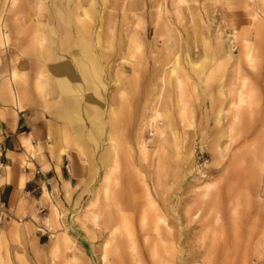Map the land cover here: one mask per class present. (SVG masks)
Wrapping results in <instances>:
<instances>
[{
	"label": "rangeland",
	"instance_id": "1",
	"mask_svg": "<svg viewBox=\"0 0 264 264\" xmlns=\"http://www.w3.org/2000/svg\"><path fill=\"white\" fill-rule=\"evenodd\" d=\"M69 1L100 132L0 264H264V0Z\"/></svg>",
	"mask_w": 264,
	"mask_h": 264
},
{
	"label": "crops",
	"instance_id": "2",
	"mask_svg": "<svg viewBox=\"0 0 264 264\" xmlns=\"http://www.w3.org/2000/svg\"><path fill=\"white\" fill-rule=\"evenodd\" d=\"M70 2L17 0L11 8L0 0V246L16 244V233L34 227V217L49 208L48 198L71 188L63 164L68 149L83 142L85 131L92 142L100 132L90 107L91 129L82 125V137L72 131L95 72L84 61L80 71L74 61L79 48L62 44L79 16ZM28 5L38 9L34 17Z\"/></svg>",
	"mask_w": 264,
	"mask_h": 264
},
{
	"label": "bare ground",
	"instance_id": "3",
	"mask_svg": "<svg viewBox=\"0 0 264 264\" xmlns=\"http://www.w3.org/2000/svg\"><path fill=\"white\" fill-rule=\"evenodd\" d=\"M10 2V1H9ZM15 2H16V0H12V5H15ZM11 7V6H10ZM83 13H85V12H83ZM83 15V14H82ZM66 18V17H65ZM68 19V18H67ZM83 19L85 20L86 19V15H83ZM83 20V21H84ZM66 25L68 24V21L65 23ZM78 24V23H77ZM68 30L69 29H67L66 28V33L64 34V37H63V39H62V44H63V46H65V45H73V46H75V47H77V48H79V52H78V54H79V57L78 58H74V61H76V65L77 66H79V69H80V71L81 70H83L84 68H85V65H84V63H83V60H85V59H87V57L86 56H83V55H85V53L86 52H88V50H89V44H88V41H87V39H86V30L85 29H83V28H79V27H73V29L71 30V32H69L68 33ZM99 34L97 33V36H98ZM96 39H98V38H96ZM95 39V40H96ZM99 41V40H98ZM95 42V41H94ZM100 42V41H99ZM95 43H97V41L95 42ZM97 46V45H96ZM94 47H95V45H94ZM65 49V48H64ZM96 50V49H95ZM94 53H96V51H94ZM99 60V59H98ZM82 74V73H81ZM10 78V77H9ZM101 82V81H100ZM62 85H64V81H62ZM64 87H65V85H64ZM90 88V87H89ZM93 109V108H92ZM92 109H90L91 111H92ZM94 110V112H92V115H91V117H94L95 115H96V111H95V109H93ZM57 117V116H56ZM58 119H60V118H58ZM29 144V143H28ZM141 221H142V219H141ZM142 230V229H141ZM148 232V231H147ZM146 232V233H147ZM145 234V233H144ZM136 255V254H135Z\"/></svg>",
	"mask_w": 264,
	"mask_h": 264
}]
</instances>
